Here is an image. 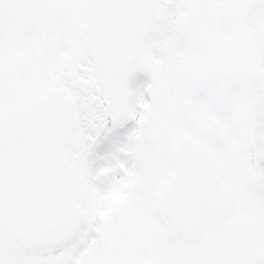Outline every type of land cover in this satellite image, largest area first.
Here are the masks:
<instances>
[{"label":"snow or ice","instance_id":"obj_1","mask_svg":"<svg viewBox=\"0 0 264 264\" xmlns=\"http://www.w3.org/2000/svg\"><path fill=\"white\" fill-rule=\"evenodd\" d=\"M0 264H264V0H0Z\"/></svg>","mask_w":264,"mask_h":264}]
</instances>
